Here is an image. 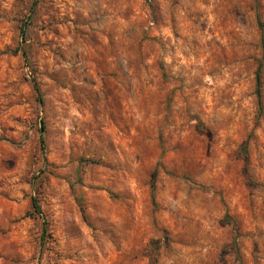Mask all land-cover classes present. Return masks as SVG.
<instances>
[{"label":"rangeland","instance_id":"374dc122","mask_svg":"<svg viewBox=\"0 0 264 264\" xmlns=\"http://www.w3.org/2000/svg\"><path fill=\"white\" fill-rule=\"evenodd\" d=\"M0 264H264V0H0Z\"/></svg>","mask_w":264,"mask_h":264},{"label":"trees","instance_id":"16d2710c","mask_svg":"<svg viewBox=\"0 0 264 264\" xmlns=\"http://www.w3.org/2000/svg\"><path fill=\"white\" fill-rule=\"evenodd\" d=\"M255 80H256V97H257V101H258V107H259V112L262 110V105L260 103L261 101V95H260V76H259V68L256 72V76H255ZM37 94L40 93L39 89L36 87L35 88ZM41 141H43L42 137H41ZM246 151H247V144H243L240 148H239V152L241 154V156H243V159L245 161V163H247V156H246ZM77 203H79V205L81 206V209H83V199L82 197H79L76 199ZM31 203H32V208H33V212L37 215H40L42 216V213H41V209H40V205L38 203V200L36 198H32L31 199Z\"/></svg>","mask_w":264,"mask_h":264}]
</instances>
